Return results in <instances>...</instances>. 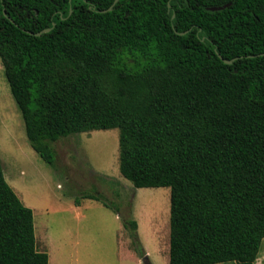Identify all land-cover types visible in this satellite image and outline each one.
Masks as SVG:
<instances>
[{"label": "trees", "instance_id": "trees-1", "mask_svg": "<svg viewBox=\"0 0 264 264\" xmlns=\"http://www.w3.org/2000/svg\"><path fill=\"white\" fill-rule=\"evenodd\" d=\"M114 1L0 0V58L32 147L53 166L52 142L118 128L121 174L171 188L169 264H255L264 0H118L101 11ZM81 198L119 211L97 192ZM0 264H49L1 160Z\"/></svg>", "mask_w": 264, "mask_h": 264}, {"label": "rangeland", "instance_id": "rangeland-1", "mask_svg": "<svg viewBox=\"0 0 264 264\" xmlns=\"http://www.w3.org/2000/svg\"><path fill=\"white\" fill-rule=\"evenodd\" d=\"M52 145L53 166L28 139L0 58V160L33 210L37 248L48 252L49 264H169L171 188L135 187L121 174L119 129L79 132ZM85 192L104 195L119 211L81 198Z\"/></svg>", "mask_w": 264, "mask_h": 264}, {"label": "crops", "instance_id": "crops-1", "mask_svg": "<svg viewBox=\"0 0 264 264\" xmlns=\"http://www.w3.org/2000/svg\"><path fill=\"white\" fill-rule=\"evenodd\" d=\"M213 264H238V263L233 260V261L219 262V263H213ZM255 264H264V239L262 241L260 251L256 258Z\"/></svg>", "mask_w": 264, "mask_h": 264}, {"label": "water", "instance_id": "water-1", "mask_svg": "<svg viewBox=\"0 0 264 264\" xmlns=\"http://www.w3.org/2000/svg\"><path fill=\"white\" fill-rule=\"evenodd\" d=\"M117 1H118V0H115V1L113 2V4H112L108 9H103V10H101V11H102V12H105V11H107V10H112V9H113V6L117 3ZM169 7H171L170 4H169ZM220 8H222V7H211L212 10H216V9H220ZM12 21H14V20H12ZM48 30H49V28H48V29H45L44 31H48ZM30 33H32V32H30ZM41 33H42V32H38V33H36V34H37V35H40ZM219 56L224 60L225 63L231 64V63L234 61V59H225L221 54H219ZM143 260L146 261V262H148V258H147V257H144Z\"/></svg>", "mask_w": 264, "mask_h": 264}]
</instances>
